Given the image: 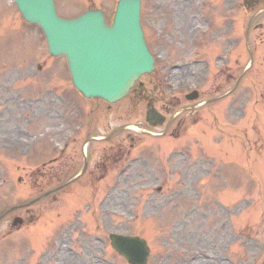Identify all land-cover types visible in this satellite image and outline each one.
Instances as JSON below:
<instances>
[{
  "label": "rangeland",
  "instance_id": "obj_1",
  "mask_svg": "<svg viewBox=\"0 0 264 264\" xmlns=\"http://www.w3.org/2000/svg\"><path fill=\"white\" fill-rule=\"evenodd\" d=\"M55 1L64 17L96 6L109 21L117 0ZM168 1L142 0L141 23L156 58L155 72L141 77L146 99L134 94L109 105L81 98L71 85L65 58L47 53L42 31L24 22L13 0H0V215L59 185L39 179L33 188L30 165L59 170V157L50 161L59 156L62 140L77 123L84 129L75 133L80 141L70 153L79 156L87 136H110L109 142H119L121 148L114 150L107 177L95 184L91 206L59 191L27 210L20 206L8 212L0 220V264H127L111 248V232L145 237L151 247L148 264H264V234L258 233L264 219L258 216L261 205L256 208L254 195L259 184L264 200V150H259L264 149V106L260 111L254 102L260 90L256 71L264 81V64L257 66L264 54V35H255L264 34V8L245 10L241 0H210L200 5L204 26L194 20L196 5L173 7ZM219 25L228 27V33L249 32L254 64L243 73L249 54L243 44L235 47L228 55L227 72L235 79L220 90L215 84L222 74L213 73L212 63L218 50L212 41L219 45L222 34ZM202 60L209 66L207 83L196 81L205 66L194 64ZM194 88L199 99L186 100L184 94ZM54 93L61 94L67 106L50 103ZM36 99L40 103L30 107L28 103ZM148 101L165 115L164 124H147ZM198 102L203 104L197 109L201 119L190 127L196 112L189 108ZM225 103L239 104L227 112ZM89 107L99 110L89 116ZM196 127L198 133L193 132ZM109 142L90 143L87 148ZM177 150H188L191 157L175 154ZM199 155L203 160L194 162ZM240 204L243 211H237ZM76 207L81 212L70 219ZM38 212L43 216L40 224L28 225L25 220L23 226L11 225L15 216ZM62 218L70 219L71 225ZM37 248L47 252L45 257L36 259Z\"/></svg>",
  "mask_w": 264,
  "mask_h": 264
},
{
  "label": "water",
  "instance_id": "obj_2",
  "mask_svg": "<svg viewBox=\"0 0 264 264\" xmlns=\"http://www.w3.org/2000/svg\"><path fill=\"white\" fill-rule=\"evenodd\" d=\"M22 16L40 25L53 55H65L74 86L86 97L116 100L134 80L153 68L139 24L140 0H119L111 26L102 11L74 19L58 17L53 0H15ZM149 120L161 122V118ZM112 246L130 264H146L149 249L138 237L110 235Z\"/></svg>",
  "mask_w": 264,
  "mask_h": 264
},
{
  "label": "flooded vegetation",
  "instance_id": "obj_3",
  "mask_svg": "<svg viewBox=\"0 0 264 264\" xmlns=\"http://www.w3.org/2000/svg\"><path fill=\"white\" fill-rule=\"evenodd\" d=\"M254 1L253 3H264V0H252ZM227 81H223L221 82L220 84L223 86V84H225ZM70 168V167H69ZM105 168L103 164H98L95 168L88 170V166L86 165L85 167V171H86V174L88 173V176L87 178H89V181H92L95 179V177L97 176V174L99 173V169L101 170H104L105 171ZM64 177L66 179V181L70 178V173H69V170H68V165H67V162H65V165H64Z\"/></svg>",
  "mask_w": 264,
  "mask_h": 264
}]
</instances>
